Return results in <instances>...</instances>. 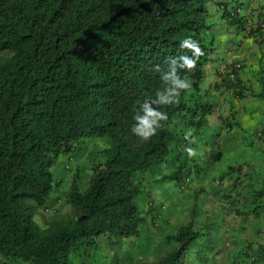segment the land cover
Here are the masks:
<instances>
[{
	"label": "trees",
	"instance_id": "trees-1",
	"mask_svg": "<svg viewBox=\"0 0 264 264\" xmlns=\"http://www.w3.org/2000/svg\"><path fill=\"white\" fill-rule=\"evenodd\" d=\"M208 1L0 0V51L11 52L0 61L1 260L70 264L73 252L102 236H141L146 218L135 199L142 173L167 162L173 144L179 149L184 141L175 118L191 112L199 133L213 110L198 100L205 67L215 60ZM182 58L194 62L191 70ZM170 63L181 65L177 73L191 87L177 103L160 107L168 120L142 142L131 132L133 116L138 102L165 87L161 74ZM87 138L106 146L88 185L82 188L76 176L66 194L78 214L42 227L34 211L61 183L52 171L57 158ZM176 166L169 176L181 184L190 171ZM235 168L242 166L229 171ZM249 202L256 212L264 208V165L261 188L250 189ZM205 237L191 220L167 235L177 246L153 264H184L189 255L205 264Z\"/></svg>",
	"mask_w": 264,
	"mask_h": 264
},
{
	"label": "rangeland",
	"instance_id": "rangeland-1",
	"mask_svg": "<svg viewBox=\"0 0 264 264\" xmlns=\"http://www.w3.org/2000/svg\"><path fill=\"white\" fill-rule=\"evenodd\" d=\"M221 2H225L231 11L239 8L241 14L253 10L264 12V0L206 2L207 20L213 23L212 30L216 31L213 32L218 42L216 46L226 43L219 41L221 31L229 37L236 36L233 31L236 24L228 25L229 31L227 26L223 29L228 22H223L221 17ZM10 55L9 50L0 51V61ZM213 70L215 68L211 67L209 72ZM207 83L210 82L204 80L201 86ZM262 85L264 87V81ZM219 97L214 92L205 93V100L214 104V109L206 116L207 123L199 133H195L194 125L189 124L191 119L196 120L194 114L187 112L179 115L184 122L180 125L178 137L181 138V132L186 128L191 130L192 136L182 141L179 149L175 148L177 142L173 144L174 150L167 157V162L142 173V191L135 199L146 218L141 226V236H102L96 245L73 252L70 264H153L177 246L167 240V235L175 233L191 220L196 229L206 233L205 246L202 247L206 251L203 257L205 264H264V208L256 212L249 202L250 189L261 188L264 152L260 150L264 149V134L259 136L258 133L264 131V114H260L258 109L260 102L257 104L255 101L264 100V93L250 99L228 97L225 104L227 110L219 109L222 103L218 105ZM199 100L202 101L203 96ZM197 102L194 97L191 107H196ZM251 116L260 123L247 122ZM223 119L233 122V126L229 128L222 123ZM192 139L196 142L189 143ZM105 146L103 139L87 138L79 148L57 158L52 171L61 183L54 188L45 207L34 211V219L42 227L54 221H67L78 214V210L67 202L66 194L76 176L82 188L88 185L92 166L102 160ZM186 147L196 149L198 155L189 158L184 150ZM218 152L222 156L215 160L213 155ZM178 163L185 164L183 173L189 170L192 178L191 184L183 190L169 176L177 169ZM250 165L254 173L248 179L246 169ZM230 166H242V169L229 171ZM186 259L184 264L202 263L195 255ZM0 264L31 263L0 259Z\"/></svg>",
	"mask_w": 264,
	"mask_h": 264
},
{
	"label": "crops",
	"instance_id": "crops-1",
	"mask_svg": "<svg viewBox=\"0 0 264 264\" xmlns=\"http://www.w3.org/2000/svg\"><path fill=\"white\" fill-rule=\"evenodd\" d=\"M250 12L251 11H248L247 14H250ZM221 17L223 18V22H228L224 24L223 29L225 26H227V31H229L230 28L228 25L232 23L229 22L224 16ZM212 29H214L213 23ZM233 31L235 32L236 36L232 37L227 36L223 31L220 32V35L222 36L219 41L226 42L224 45L219 44V46H216L218 42L216 41V36H214L213 46L215 60L205 67L206 76L204 80L210 83H207V85L205 84V88L202 86V90L200 92L201 96H203L202 101L207 103L210 102L204 98L206 92H214V94H219L221 97H219L218 105L222 102L219 109L223 108L224 110H227L228 108L225 105L227 104L226 102L228 97L232 99L247 97V99H250L253 97H258L264 93V87H262V81H264V32L255 33L254 35L250 36H243L241 33V28L236 27V29ZM213 32L216 31L213 30ZM233 62L242 63V67L240 69H235L234 74H230L228 67H231V63ZM211 67L215 68V70L210 73L209 70ZM241 94L243 95L242 97L240 96ZM255 102H257V104L260 102L258 104V109L260 110V114H262V112L264 114V105L262 104L264 100ZM227 115L229 116V114ZM246 121L249 123L253 121L258 122L256 119H253L252 116ZM182 122L184 121L179 117L175 119L173 127L177 132L181 131L180 125ZM222 123H224L223 120ZM185 130V133L189 131L187 128ZM260 151L264 152V149L263 151ZM246 172L248 174L246 178L249 179L252 177L254 173L252 165L246 169ZM246 184H248V182Z\"/></svg>",
	"mask_w": 264,
	"mask_h": 264
},
{
	"label": "clouds",
	"instance_id": "clouds-1",
	"mask_svg": "<svg viewBox=\"0 0 264 264\" xmlns=\"http://www.w3.org/2000/svg\"><path fill=\"white\" fill-rule=\"evenodd\" d=\"M220 9L222 12V16H224L232 24H236L237 28H241V33L243 34V36H250V35H254L255 33L264 32V26L261 25H258V27L255 30L251 31L250 33L245 32V28L249 20L255 24L257 23L260 24L261 22H264V12H260V11L255 12L253 10L250 12V14L247 13L241 14L239 8H236L233 11L229 10L225 2H221ZM182 59L184 60L183 67H186L188 70H191L194 66V62L188 60L187 58H182ZM238 64L240 65L239 67L237 66ZM231 65H232L231 67H228L230 74H234L235 69H240L242 67V63L240 62H233L231 63ZM178 67H181V65L170 63L169 69L161 74V80L163 81L165 87H163V89L158 90L155 93L154 99L147 98L142 103L138 102L139 108L135 111V114L133 116V120L135 121V123L131 127V132L136 137H138L142 142H147L153 136H155L157 134V131L163 127L162 122L168 120L167 114L159 110L160 107L177 103L181 91H186L191 87L190 81H188L186 78L182 79L178 75L177 73ZM199 96H201V94ZM172 126H174V124ZM191 136L192 133L191 130H189L185 135V139L188 140L189 137ZM185 139L184 141H186ZM195 142L196 141L194 139L189 141V143H195ZM185 144L186 143H184V145ZM184 150L189 156V158L198 155L196 149L192 147H186ZM187 176L190 175H186L185 177ZM184 179L182 180V182L184 181ZM191 182H192V178H191Z\"/></svg>",
	"mask_w": 264,
	"mask_h": 264
},
{
	"label": "built area",
	"instance_id": "built-area-1",
	"mask_svg": "<svg viewBox=\"0 0 264 264\" xmlns=\"http://www.w3.org/2000/svg\"><path fill=\"white\" fill-rule=\"evenodd\" d=\"M258 25L264 26V22H261L260 24L259 23L255 24L249 20L246 25L245 32L250 33L251 31L255 30L258 27ZM237 66L239 67L240 65L238 64ZM190 182H191V177L190 176L185 177L184 181L182 182L180 186L181 189L182 190L186 189L187 186L190 184Z\"/></svg>",
	"mask_w": 264,
	"mask_h": 264
}]
</instances>
